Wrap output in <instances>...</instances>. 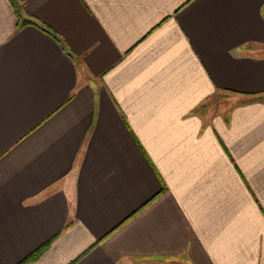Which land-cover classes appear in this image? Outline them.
<instances>
[{
    "label": "crops",
    "instance_id": "1",
    "mask_svg": "<svg viewBox=\"0 0 264 264\" xmlns=\"http://www.w3.org/2000/svg\"><path fill=\"white\" fill-rule=\"evenodd\" d=\"M14 1L0 264H264V0Z\"/></svg>",
    "mask_w": 264,
    "mask_h": 264
},
{
    "label": "rangeland",
    "instance_id": "2",
    "mask_svg": "<svg viewBox=\"0 0 264 264\" xmlns=\"http://www.w3.org/2000/svg\"><path fill=\"white\" fill-rule=\"evenodd\" d=\"M243 103L244 101L238 96L218 92L212 99H208V101L203 104L204 106H202V108L204 107V110L202 112L207 118L209 116L213 118L216 116L217 118L224 117L227 119L230 111L243 105Z\"/></svg>",
    "mask_w": 264,
    "mask_h": 264
},
{
    "label": "trees",
    "instance_id": "3",
    "mask_svg": "<svg viewBox=\"0 0 264 264\" xmlns=\"http://www.w3.org/2000/svg\"><path fill=\"white\" fill-rule=\"evenodd\" d=\"M12 2L15 4V1L14 0H12ZM23 24H26V22H23Z\"/></svg>",
    "mask_w": 264,
    "mask_h": 264
}]
</instances>
